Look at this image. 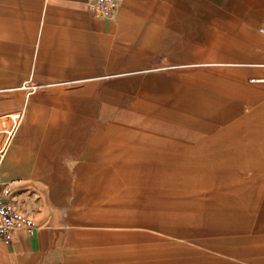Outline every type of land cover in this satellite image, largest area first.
<instances>
[{
  "label": "rangeland",
  "instance_id": "374dc122",
  "mask_svg": "<svg viewBox=\"0 0 264 264\" xmlns=\"http://www.w3.org/2000/svg\"><path fill=\"white\" fill-rule=\"evenodd\" d=\"M163 1L0 0V185L38 226L0 264H264V34Z\"/></svg>",
  "mask_w": 264,
  "mask_h": 264
},
{
  "label": "crops",
  "instance_id": "0c3cea01",
  "mask_svg": "<svg viewBox=\"0 0 264 264\" xmlns=\"http://www.w3.org/2000/svg\"><path fill=\"white\" fill-rule=\"evenodd\" d=\"M179 1L181 5L180 8L181 12L187 11L186 9L189 4L188 0H179ZM198 1H200L202 4L212 7L215 11H219L220 13H222L239 29H243L250 32L259 31V28L264 23V0H198ZM168 2L171 3L172 0H164L163 2L160 3H162V6H167ZM8 7H9L8 5L0 4V24L1 23L13 24L19 22L18 19L9 17L12 16V14L10 13ZM207 40L208 43L214 44V34L210 33L207 36ZM8 115L13 116L16 123L15 126L17 128V124L19 123V118L21 116L20 113L11 112V111L0 113V117H6ZM107 120L111 122L108 124H101ZM124 122L125 121L121 119L119 116H112L110 114L101 116L100 124H98L96 128L97 129L96 134H94L95 138L101 139L104 138L105 136H108V134L121 136L123 134L121 132L122 128L118 124H123ZM128 126H132V125H128ZM16 128H14L11 137L14 135ZM11 137H10V144L7 148V151L10 149V157L7 162H4L3 164L0 163V171H4L10 166V161L12 158L17 160L24 148L22 142H20L19 140L13 142L11 141ZM59 178L62 179L63 177L59 175ZM64 181L65 180H63V182ZM19 232L26 233L24 231H19ZM35 235L36 232L33 236ZM36 242H37V238H33L32 243L35 244Z\"/></svg>",
  "mask_w": 264,
  "mask_h": 264
},
{
  "label": "built area",
  "instance_id": "2783aa9c",
  "mask_svg": "<svg viewBox=\"0 0 264 264\" xmlns=\"http://www.w3.org/2000/svg\"><path fill=\"white\" fill-rule=\"evenodd\" d=\"M122 0H87V5L91 12L98 18L112 20L118 13ZM264 34V23L259 28ZM8 118L10 121L15 120L12 115L0 117V121ZM10 128L0 129V160L4 157L10 144ZM10 188L0 185V244L11 245L14 241L15 234L24 231L33 236L38 229L36 221L27 215L22 209L12 203L9 199Z\"/></svg>",
  "mask_w": 264,
  "mask_h": 264
}]
</instances>
